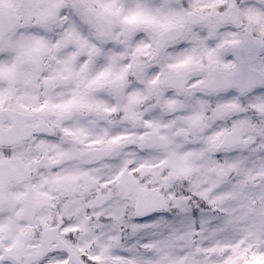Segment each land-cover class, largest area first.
Returning <instances> with one entry per match:
<instances>
[{"label": "snow or ice", "instance_id": "6c2138e0", "mask_svg": "<svg viewBox=\"0 0 264 264\" xmlns=\"http://www.w3.org/2000/svg\"><path fill=\"white\" fill-rule=\"evenodd\" d=\"M0 264H264V0H0Z\"/></svg>", "mask_w": 264, "mask_h": 264}]
</instances>
